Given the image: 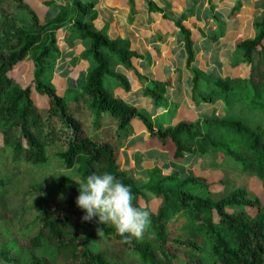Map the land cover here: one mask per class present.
I'll return each mask as SVG.
<instances>
[{
  "label": "trees",
  "instance_id": "obj_1",
  "mask_svg": "<svg viewBox=\"0 0 264 264\" xmlns=\"http://www.w3.org/2000/svg\"><path fill=\"white\" fill-rule=\"evenodd\" d=\"M125 1L135 12L136 0ZM144 1L151 15L173 21L184 44L192 105L223 104V116L214 112L212 118L154 121L118 96V91H132L134 76L155 109L176 113L179 107L167 98L170 79L148 78L137 69L135 61L143 57L129 40L111 39L107 28L95 29L101 0H68L44 23L27 0H0V264H204L197 255L205 242L212 264H264V203L259 197L241 187L214 199L215 185L194 169L181 178L157 167L151 181L140 185L120 158L133 122L139 121L147 142L161 145L173 161L210 153L231 158L264 189V0L249 15L255 17L254 35L234 45L238 60L232 67L245 66L248 74L230 78L197 67L190 22L197 0L173 19L171 6L161 9L153 0ZM244 10L243 0H236L229 19ZM210 11L218 28L211 38L215 43L227 24L214 5ZM66 27L73 30L70 42H81L82 60L89 67L82 83L59 93L54 85L62 58L57 36ZM26 60L33 64V80L24 89L15 84L13 73ZM34 96L45 98V104L39 106ZM55 145L62 149L59 161L77 179L60 176L36 183L32 173L19 170L20 163L45 165ZM93 172L115 175L130 186L133 204L150 211L151 225L142 239H127L98 218L82 220L78 186ZM153 201H158L155 210ZM231 208L237 210L228 213Z\"/></svg>",
  "mask_w": 264,
  "mask_h": 264
},
{
  "label": "crops",
  "instance_id": "obj_2",
  "mask_svg": "<svg viewBox=\"0 0 264 264\" xmlns=\"http://www.w3.org/2000/svg\"><path fill=\"white\" fill-rule=\"evenodd\" d=\"M153 1L161 9L166 6L165 4L163 5L162 0ZM179 1L182 2L181 5H178V0H172V5L175 4V8L172 9L171 6V9L169 10L172 19L182 14L186 11V9L189 10L193 7L191 0ZM200 1L201 2L198 3L197 7H195V16H193V19L190 20L192 25L194 24L192 30L195 39V52L198 56L197 67L216 77L230 78V74L228 77L225 76L222 71L218 74H214L215 70L210 66L208 68V65L211 63L212 67L219 65V56L221 57V54L223 55L224 52L229 51L231 57H233L234 45L236 42V40L233 42L230 40V31L234 30V26L231 23L226 25L224 35L219 38L217 42H212L211 38L213 36H217L218 28L214 20L211 18L210 7L212 5L215 6V14L219 15L224 22H237L236 27L239 26L237 33L242 30L240 29L242 28L240 27L242 15L236 17L235 19H229V14L236 3V0ZM262 1L263 0H243L246 8L243 12L246 16V21L249 22L251 20V16L249 15L256 11V7H258ZM117 4L118 0H101V3L97 8L98 18L94 22V26L96 24L97 27L101 28L100 30L108 27V35L111 39H126L124 37L123 29H126L127 27L131 28L130 37L133 38V42H131L132 49L143 57V60L135 61L137 69L148 78L156 80L170 79L172 81V88L168 90L167 98L169 102H174L179 106L176 114H173L174 117L179 118L182 116L185 119H189L188 113H192L194 109H197L198 111L196 113L193 112L195 114L194 117L200 116L204 118L206 109H200L199 105L195 107L190 102L192 78L189 70L186 68L187 56L184 44L179 37L175 26L173 25V21L165 19L162 14L151 15L144 0H136L135 14H133L132 9L127 5V1H125V7L117 6ZM104 13L107 14L110 17L109 20L112 19V21L109 22L103 19ZM132 14L134 15L133 21H131ZM152 20H154V22ZM253 21L254 19L251 23H253ZM106 23H109L107 27H105ZM137 24L140 25L137 29H135L134 27ZM229 40L230 42H228ZM228 43L232 44V46L229 47ZM79 48L82 50L80 41ZM230 66L232 67V63ZM86 68L79 71V74L83 76L79 79L81 83L85 78ZM169 70L173 73L169 72ZM130 77L132 79V91L129 93L118 91L117 95L122 97L126 103L134 106L135 108H138L139 106L147 107L148 113L154 121L157 119L163 120L162 118L168 110L160 111L155 109L152 100L141 95L140 86L137 83L136 78L134 76ZM181 98L182 101H180ZM146 100H148L147 104L145 103ZM205 107H208L207 111L210 114L215 112L216 115H218L220 113L221 108H219L218 105L214 108L210 106ZM186 109H188V111H186ZM161 112L163 113L161 114ZM147 140L148 132L143 124L139 121H134L133 135L129 138L126 146L122 148L121 151L123 153L127 152L130 158H133L134 152H137V155L146 154L144 145ZM168 159H172L170 153L168 154Z\"/></svg>",
  "mask_w": 264,
  "mask_h": 264
},
{
  "label": "rangeland",
  "instance_id": "obj_3",
  "mask_svg": "<svg viewBox=\"0 0 264 264\" xmlns=\"http://www.w3.org/2000/svg\"><path fill=\"white\" fill-rule=\"evenodd\" d=\"M68 0H27L29 5L35 10V12L38 14L40 20L42 23L46 21V19H49L52 17L53 13L57 10V8L64 6L67 3ZM163 5L172 6V9L175 8V4L172 5V0H162ZM178 5H181L182 2L179 1ZM197 2H201L200 0H197ZM50 4L51 6H47ZM125 0H118L117 6L125 7ZM135 14V12H133ZM131 15V21H133L134 15ZM107 14H103V19L106 21H112V19L109 20V16ZM244 13L241 16L240 20V30L239 33H237L239 26L236 27L237 22L233 21H226L225 24L229 25L230 23L233 24L234 30L230 31V40L231 42L237 41L239 39H247L250 36L254 35V29L253 24L251 23L252 20L255 18L251 17V20L248 22L245 20ZM255 20V19H254ZM154 22V20H152ZM109 25V23L105 24ZM140 24L135 25V29ZM97 27V25L95 24ZM96 30H100V27H97ZM111 27V26H110ZM108 28V27H107ZM130 29L127 27L126 29H123L124 31V37L130 42H133V38L130 37ZM73 35V30L70 28H62L58 33V42L60 44V48L62 50V58L56 63L55 68V75H54V85L59 93H63L67 88L69 87H76L79 85L80 78L83 76L79 74V71H82L84 68L89 67V63L85 60H82V55L85 51L82 44V50L79 48V42H75L74 44L70 42L71 37ZM250 35V36H249ZM230 40L228 42H230ZM137 41V40H135ZM229 47L232 46V44L228 43ZM238 60V56L234 55L231 57L229 51L224 52L223 55L221 54V57L219 56V65H215V67H212V63L208 65L214 69V74L220 73V71L224 72L223 74L228 77L230 76H245L248 74V68L245 66H241L239 69H234L231 67V63L233 64L234 61L236 62ZM79 62H83L79 64ZM169 72H172L169 70ZM173 73V72H172ZM13 78L15 81V84L19 85L22 88H27L33 80V64L31 61L26 60L19 66H17L14 69ZM229 78V77H228ZM179 95V94H178ZM178 97L177 95H175ZM37 104L39 106H42L45 104V98L34 96ZM180 98V97H178ZM148 100L145 101L147 104ZM182 101V98L180 99ZM218 107L220 109V113L215 116H223V112L225 111V107L223 104H218ZM200 109H206V113H204V118H212L214 117L213 114H210L207 109L208 107H205V105H199ZM138 111H141L142 113L149 114L147 107H141L139 106ZM175 109H169L165 116L162 118L164 121L168 122L171 117H173V114H176L174 112ZM188 111V109H186ZM198 110L194 109L193 112H197ZM188 113V118H193L195 116L194 113ZM163 112H161L162 114ZM138 138V137H137ZM136 138V139H137ZM0 144H1V138H0ZM146 154H138L137 152L133 153V158L129 157L127 152H120L121 161L123 162V166L126 171L129 173H132L135 175V177L138 179L139 184H148L151 181V172L155 168H160L162 171H164L165 174L172 173L174 171L178 172L180 174L181 178H187L192 173V170L194 169V172L196 175H203L208 179L210 183H213L215 187L212 189L213 192V198L219 199L224 196H226L230 190L236 189V188H245L252 196H257L260 198V200L264 203V189L262 183L254 178V177H248L241 173V170L239 168L240 165L236 164L235 161L231 158H224L220 159V157H217L215 154L210 153L206 156H204L202 159H199L194 156H186L183 162H175L172 159H168V152L165 150L161 145H150L148 142L144 145ZM62 149L59 147V145H55L49 150V159L48 162L45 165L40 166H31L27 163H20L18 165L19 170L22 171H28L34 175V180L36 183H45L52 177H60V176H66L69 178H76L75 173L67 170L65 168V165L62 164L59 161V158L57 157L58 152H60ZM77 179V178H76ZM224 181V186L221 180ZM158 205V201H153L151 203V208L156 209ZM237 209L231 208L227 209L228 213H234ZM250 213H252L250 211ZM3 243V242H0ZM49 255V253L47 254ZM198 258L202 259L204 261V264H212V258H211V248L210 244L207 242L204 243V248L202 250V253L197 255Z\"/></svg>",
  "mask_w": 264,
  "mask_h": 264
},
{
  "label": "clouds",
  "instance_id": "obj_4",
  "mask_svg": "<svg viewBox=\"0 0 264 264\" xmlns=\"http://www.w3.org/2000/svg\"><path fill=\"white\" fill-rule=\"evenodd\" d=\"M77 206L85 213V222L98 218V223L112 225L127 239H142L151 225V213L133 204L130 186L115 175L104 172L89 174L79 186Z\"/></svg>",
  "mask_w": 264,
  "mask_h": 264
}]
</instances>
